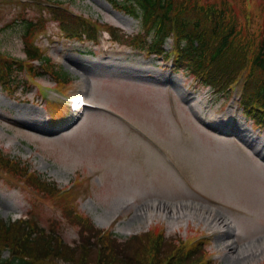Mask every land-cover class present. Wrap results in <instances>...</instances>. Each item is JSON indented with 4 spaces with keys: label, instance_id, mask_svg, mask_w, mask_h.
Here are the masks:
<instances>
[{
    "label": "rangeland",
    "instance_id": "374dc122",
    "mask_svg": "<svg viewBox=\"0 0 264 264\" xmlns=\"http://www.w3.org/2000/svg\"><path fill=\"white\" fill-rule=\"evenodd\" d=\"M51 1H63L120 32L141 29L138 17L111 0H0V48L6 54L25 57L23 16H41L40 4ZM44 17L49 31L38 41L66 72L67 93L77 94L85 85L92 99L117 110L87 109L67 130L55 132L51 121L62 120L66 106L47 104L40 86L58 88V81L40 69L34 83L31 73L16 70L13 89L0 82V150L70 191L77 209L120 238L161 226L168 236L207 238L211 252L219 253L217 264H264V133L242 110L236 134L221 131L232 116L225 107L229 97L191 72L171 71L153 54L112 42L108 32L102 33L106 44L97 45L64 36L51 10ZM59 108L63 114L57 116ZM134 123L146 136L131 127ZM63 211L60 203L0 171V217L31 215L42 226H57L75 245L79 226ZM180 211L191 214L188 221ZM215 229L224 230L214 235ZM8 255L6 250L2 256Z\"/></svg>",
    "mask_w": 264,
    "mask_h": 264
},
{
    "label": "trees",
    "instance_id": "16d2710c",
    "mask_svg": "<svg viewBox=\"0 0 264 264\" xmlns=\"http://www.w3.org/2000/svg\"><path fill=\"white\" fill-rule=\"evenodd\" d=\"M123 8L141 19L142 30L127 35L112 27L115 41L161 55L166 52L167 38L173 35L178 69L185 68L218 90H229L245 73V114L264 129V4L257 0H125ZM54 12L70 36H81V30L89 34L94 31L91 20L75 16L62 6ZM24 22L27 58H13L0 48V81L12 85L18 78L16 70L23 71L27 64L36 77L39 70L32 61L38 59L39 69L45 67L63 82V72L33 42L45 27V17H26ZM0 170L25 179L61 202L57 187L1 150ZM62 201L68 208V200ZM68 211L71 220L82 226L80 241L75 245L30 218H0V264H209L202 242L184 246L157 228L126 240L112 232L100 236L101 229L88 217L75 214L73 209ZM5 249L10 250L9 257L1 256Z\"/></svg>",
    "mask_w": 264,
    "mask_h": 264
},
{
    "label": "bare ground",
    "instance_id": "6f19581e",
    "mask_svg": "<svg viewBox=\"0 0 264 264\" xmlns=\"http://www.w3.org/2000/svg\"><path fill=\"white\" fill-rule=\"evenodd\" d=\"M4 119H6L10 123L14 122L13 118H9L7 116H4ZM175 213H176V211H175ZM179 216H187V221H188V218L191 217V214L188 213V212L180 211V215ZM177 225H180V223L178 222Z\"/></svg>",
    "mask_w": 264,
    "mask_h": 264
}]
</instances>
